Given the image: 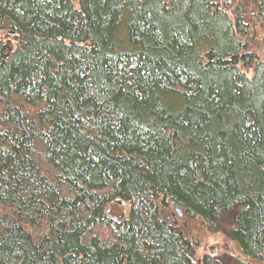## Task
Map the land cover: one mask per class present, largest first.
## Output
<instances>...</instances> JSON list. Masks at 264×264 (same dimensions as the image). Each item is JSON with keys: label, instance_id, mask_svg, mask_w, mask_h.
Listing matches in <instances>:
<instances>
[{"label": "trees", "instance_id": "obj_1", "mask_svg": "<svg viewBox=\"0 0 264 264\" xmlns=\"http://www.w3.org/2000/svg\"><path fill=\"white\" fill-rule=\"evenodd\" d=\"M263 29L264 0H0V264H196L177 221L234 208L264 264Z\"/></svg>", "mask_w": 264, "mask_h": 264}, {"label": "rangeland", "instance_id": "obj_2", "mask_svg": "<svg viewBox=\"0 0 264 264\" xmlns=\"http://www.w3.org/2000/svg\"><path fill=\"white\" fill-rule=\"evenodd\" d=\"M257 40V55L264 61V29L261 31ZM128 206H119L114 204L113 211L116 217H119L121 213L126 212ZM237 208H234L231 212L227 213L224 217L217 221V232H210L206 229L204 224L200 221L186 220V223L182 220L177 221L178 227H187L189 238L195 239L198 242V247L193 250V257L196 260H201L204 255L212 256L215 260H218L220 264H235V260L239 257L233 251L231 244L227 242L225 233L229 228L234 225L235 215ZM177 220V219H176Z\"/></svg>", "mask_w": 264, "mask_h": 264}, {"label": "water", "instance_id": "obj_3", "mask_svg": "<svg viewBox=\"0 0 264 264\" xmlns=\"http://www.w3.org/2000/svg\"><path fill=\"white\" fill-rule=\"evenodd\" d=\"M172 207H173V216H176L177 218L181 217L182 214H181L180 210L173 204H172ZM161 215H163V212H161ZM165 220L168 222L169 216H165ZM191 257H192V254H191Z\"/></svg>", "mask_w": 264, "mask_h": 264}, {"label": "bare ground", "instance_id": "obj_4", "mask_svg": "<svg viewBox=\"0 0 264 264\" xmlns=\"http://www.w3.org/2000/svg\"><path fill=\"white\" fill-rule=\"evenodd\" d=\"M214 1V0H213ZM159 207V206H158ZM179 209V208H178ZM159 211V210H158ZM170 211V210H169ZM164 214V213H163Z\"/></svg>", "mask_w": 264, "mask_h": 264}]
</instances>
